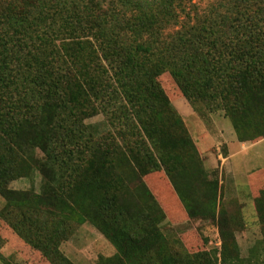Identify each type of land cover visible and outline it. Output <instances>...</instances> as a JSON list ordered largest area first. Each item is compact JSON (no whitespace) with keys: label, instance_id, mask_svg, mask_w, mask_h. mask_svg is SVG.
Masks as SVG:
<instances>
[{"label":"trees","instance_id":"16d2710c","mask_svg":"<svg viewBox=\"0 0 264 264\" xmlns=\"http://www.w3.org/2000/svg\"><path fill=\"white\" fill-rule=\"evenodd\" d=\"M188 3L0 0V224L48 264H73L60 247L84 224L114 231L95 264H264V166L247 175L261 238L243 257V217L173 105L264 144V0ZM99 114L105 132L85 124ZM36 177L38 192L10 187ZM181 214L215 222L219 247L189 252L163 228Z\"/></svg>","mask_w":264,"mask_h":264},{"label":"rangeland","instance_id":"374dc122","mask_svg":"<svg viewBox=\"0 0 264 264\" xmlns=\"http://www.w3.org/2000/svg\"><path fill=\"white\" fill-rule=\"evenodd\" d=\"M212 0H189L188 9L203 12ZM169 97L178 94L173 82L167 75L159 79ZM182 104L188 108L189 117L183 116ZM175 109L184 117L185 123L196 140L204 156V165L209 171H216L219 185L222 186L221 200L229 213L239 211L244 220V230L236 233L241 255L246 257L250 248L260 239L259 227L254 210L253 197L250 196L247 175L251 171L264 166V144L258 143L252 147L248 144L240 146L233 129L221 112L204 113L200 116L192 111L183 99L175 100ZM85 124L97 126L100 132L108 129L105 117L99 114L85 121ZM110 129V128H109ZM228 158V159H227ZM14 190H29L38 192L40 179L33 182L21 179L10 185ZM3 200L0 198V209ZM163 228L173 229L179 235L189 252H198L219 247V237L215 222H190L181 215L166 216ZM114 231L103 225L99 228L89 224L80 226L75 233L65 241L60 251L73 264H95L98 256L109 257L114 254L110 244ZM0 254L12 264H48L39 254L7 233L0 224ZM0 264H3L0 261Z\"/></svg>","mask_w":264,"mask_h":264},{"label":"crops","instance_id":"0c3cea01","mask_svg":"<svg viewBox=\"0 0 264 264\" xmlns=\"http://www.w3.org/2000/svg\"><path fill=\"white\" fill-rule=\"evenodd\" d=\"M182 106V111L184 112V113H182L183 114V116H185V117H189L190 116V113L188 112V108L184 105V104H182L181 105ZM190 107V106H189ZM258 143H261V142H258ZM258 143H256V144H258ZM263 143V142H262ZM256 144H248L250 147H252V146H254V145H256ZM245 145H247V144H241L240 146L242 147V146H245ZM228 159V158H227Z\"/></svg>","mask_w":264,"mask_h":264}]
</instances>
